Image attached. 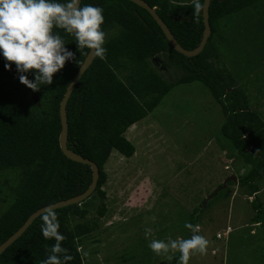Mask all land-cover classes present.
Wrapping results in <instances>:
<instances>
[{"label": "trees", "instance_id": "obj_1", "mask_svg": "<svg viewBox=\"0 0 264 264\" xmlns=\"http://www.w3.org/2000/svg\"><path fill=\"white\" fill-rule=\"evenodd\" d=\"M144 1L157 9L184 49L199 46L205 28L203 12L193 18L191 5L183 4L186 0H178L182 7L171 0ZM82 4L103 9L106 51L96 57L68 102V146L98 166L100 179L94 194L81 205L55 210L59 231L65 236L62 246L73 256L67 264H86L83 240L99 231L109 212L105 167L111 156L116 153L131 159L135 155L126 133L178 85L200 83L220 105L225 115L221 135L230 142L232 153L249 165L238 179L239 187L251 194L260 192L257 180L264 177V118L251 109L247 92L239 87L221 52V44H229L227 20L256 12L264 7V0H213L209 11L212 35L204 51L192 59L177 53L150 14L130 1L82 0ZM257 27V38L264 36L262 25L257 22ZM54 31L75 59L53 76L51 85L29 89L19 81L15 65L6 70L0 57V246L36 211L77 197L92 183L91 168L68 160L59 146L60 103L90 49L79 51L73 36L63 29ZM169 69L181 74L180 79H165L162 72ZM26 75L34 79L31 73ZM257 200L252 203L257 214L254 221L264 227V211ZM203 212L196 208L189 223L199 224ZM41 222L40 216L0 255V264H41L46 246L55 243L43 238ZM179 255L170 264H177ZM135 261V255L126 256L122 264Z\"/></svg>", "mask_w": 264, "mask_h": 264}, {"label": "rangeland", "instance_id": "obj_2", "mask_svg": "<svg viewBox=\"0 0 264 264\" xmlns=\"http://www.w3.org/2000/svg\"><path fill=\"white\" fill-rule=\"evenodd\" d=\"M183 4L191 5V0ZM228 21L229 44H221L224 61L247 92L251 109L264 118V36L257 38V22L264 31V7ZM162 74L173 81L181 77L173 69ZM224 123L225 115L209 90L193 83L176 86L128 130L126 138L136 153L131 159L113 153L105 167L109 212L99 231L83 240L86 264H122L132 255L135 264H170L178 251L158 256L148 248L149 241L187 239L185 222L206 203L198 223L209 241L207 253L191 255L189 264H264V227L254 226L256 211L247 191L234 183L213 198L229 178L239 179L249 169L241 159H234L235 164L230 160L232 146L221 135ZM257 184V202L264 211V177ZM146 227L153 229L147 239ZM227 227L231 234L217 239Z\"/></svg>", "mask_w": 264, "mask_h": 264}, {"label": "clouds", "instance_id": "obj_3", "mask_svg": "<svg viewBox=\"0 0 264 264\" xmlns=\"http://www.w3.org/2000/svg\"><path fill=\"white\" fill-rule=\"evenodd\" d=\"M171 2L183 6L182 3H178V0H171ZM207 3L208 0H191L192 17H199ZM103 24V9L92 4H82V0H64V2L61 0H0V57L5 60L6 70L11 71L14 64L16 71L20 74L19 81L29 89L38 91L42 85H51L53 76L64 68L66 62L75 59L74 53L66 48L64 39L54 29H63L65 33L73 36L79 51L87 48L95 55L103 56L106 51L104 48L106 34L102 28ZM28 73L32 74L33 80L28 78L26 75ZM231 156L233 157L230 160L239 159L233 153ZM225 163L228 164L226 159ZM225 168L226 171L231 170L228 165ZM232 178L236 182L229 181ZM225 183L226 188L224 184L222 188L217 189L213 198L215 194L227 189L229 183H236L239 187L238 179L234 176ZM247 193L252 203L260 194V192ZM206 206L207 203L202 206V209ZM41 221L40 231L43 238L55 241L50 247L46 246L47 255L41 264H67L72 261L73 256L68 254V249L62 246L65 236L59 231L60 224L55 210L46 209L41 215ZM254 226L263 227L255 221ZM184 227L191 232L190 238L169 237L167 243L164 240L151 239L148 248L158 256L167 254L170 250L178 251L180 255L177 264H189L191 255L197 252L205 255L209 241L200 234V225L185 222ZM231 232L232 229L227 227L222 234H217V239L227 238ZM152 234L151 227L144 229L146 239ZM171 258L168 256V259Z\"/></svg>", "mask_w": 264, "mask_h": 264}, {"label": "water", "instance_id": "obj_4", "mask_svg": "<svg viewBox=\"0 0 264 264\" xmlns=\"http://www.w3.org/2000/svg\"><path fill=\"white\" fill-rule=\"evenodd\" d=\"M131 3L137 5L141 9L147 11L150 16L153 18V20L156 22V24L159 26L161 31L163 32L164 36L166 37L167 41L171 45V47L179 54L192 59L198 57L205 49L211 35H212V29L210 26L209 22V10L211 6V2L213 0H208V3L205 7V9L202 11L203 12V19H204V33L202 40L199 44V46L192 50L188 51L184 49L179 42L175 39L174 35L171 33L170 29L167 27V25L164 23V21L160 18V16L157 14L156 9L151 8L147 2L144 0H128ZM97 55L92 52V50L89 51V54L87 58L85 59L83 65L73 78L72 82L68 86L66 93L60 103V110H59V115H60V123H61V132L59 136V146L62 154L70 161L74 163H78L81 165L89 166L92 170V183L88 190L84 192L83 194L74 197L72 199H68L65 201H60L56 204L44 207L42 209H39L36 211L34 214H32L29 219L26 221V223L21 227L14 235H12L6 242H4L0 246V255L4 253L15 241H17L22 234L33 224V222L38 219L42 213L48 209V208H53L54 210L58 209H63L69 206H74V205H81L84 201L88 200L96 191L98 182L100 179V172L98 166L91 160L83 158L82 156L76 154L74 151L69 149L68 146V115H67V105L68 102L75 90V87L81 80L82 76L85 74V72L89 69V67L93 64L94 60L96 59ZM229 181H234L236 180L234 178L230 179ZM228 181V182H229ZM226 183L224 185V188H226ZM216 196V194H215Z\"/></svg>", "mask_w": 264, "mask_h": 264}]
</instances>
